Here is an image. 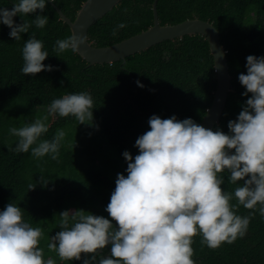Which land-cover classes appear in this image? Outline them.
Masks as SVG:
<instances>
[{"label": "trees", "instance_id": "1", "mask_svg": "<svg viewBox=\"0 0 264 264\" xmlns=\"http://www.w3.org/2000/svg\"><path fill=\"white\" fill-rule=\"evenodd\" d=\"M86 1L53 0L55 6L49 2L43 13L49 17L48 24L43 29L33 25L20 41L9 36L7 26L0 25V210L12 201L25 209V219L44 229L41 246L45 258L51 256L57 264L72 262L60 261L56 253L47 249L48 240L60 230L59 217L55 215L63 210L84 209L111 219L105 208L117 173L126 175L122 153L128 150L133 156L138 154L135 140L149 129V118L154 114L161 118L175 115L200 124L217 89L214 58L201 35L166 41L111 64L90 66L71 51L56 57L55 42L72 31L55 7L74 21ZM153 3L154 0H121L90 28L89 41L95 47H107L148 30L154 25ZM0 6L11 8V0H0ZM157 10L161 26L200 19L219 31L232 87L214 129L227 132L228 122L236 119L247 99L238 79L240 73L246 74V57L264 55V0H159ZM34 18L25 17L29 22ZM15 20L23 22L21 17ZM120 23L126 27L113 35ZM32 32L49 52L44 63L54 68L35 77L20 71L21 49ZM137 81L144 87H139ZM80 91H88L94 98V125H79L72 117L49 116L50 128L44 138L51 139L59 128L67 133L57 160H36L30 152L8 150L9 145L15 147L17 139L8 134L10 127L42 118L54 98ZM41 174L49 179L48 186L38 184L29 191L28 184L39 180ZM222 187L231 191L235 186L226 182ZM248 211L239 208L240 215ZM193 248L201 264H264V218L257 214L247 235L230 245L210 249L196 236Z\"/></svg>", "mask_w": 264, "mask_h": 264}, {"label": "clouds", "instance_id": "2", "mask_svg": "<svg viewBox=\"0 0 264 264\" xmlns=\"http://www.w3.org/2000/svg\"><path fill=\"white\" fill-rule=\"evenodd\" d=\"M53 3V0H51ZM11 8L0 6V25L20 41L35 25L43 29L49 0H11ZM34 16L31 22L25 17ZM15 17L23 22L17 23ZM124 23L117 25L125 28ZM83 33L84 29H79ZM86 36L71 35L55 42L60 58L65 52L79 53ZM24 76L54 70L44 61L49 57L44 42L32 32L21 49ZM246 74L238 76L247 97L241 111L228 122V131L205 128L192 118L152 115L149 129L138 136V154L125 150L126 175L117 173L115 188L105 208L108 216L84 209L63 210L58 215L60 229L48 240L47 249L62 262L81 264H201L195 258L194 237L210 249L244 238L257 214L264 218V55L246 57ZM137 85L144 87L137 81ZM38 107V106H37ZM95 101L88 91L66 93L54 98L47 115L10 127L17 138L9 151L29 153L41 160H57L67 135L63 128L51 139L49 116L74 118L79 125H94ZM227 177V181L226 178ZM235 187L230 191L222 186ZM49 179L40 175L29 183L47 187ZM249 210L240 215L239 208ZM44 229L25 219V209L9 202L0 210V264H57L45 258L41 246Z\"/></svg>", "mask_w": 264, "mask_h": 264}, {"label": "water", "instance_id": "3", "mask_svg": "<svg viewBox=\"0 0 264 264\" xmlns=\"http://www.w3.org/2000/svg\"><path fill=\"white\" fill-rule=\"evenodd\" d=\"M49 2L54 5L51 0ZM120 2L121 0H87L74 21H71L59 8L55 7L61 19L69 25L72 33L74 31L77 35L86 36V44L81 46L80 52L77 54L90 66L111 64L147 51L166 41L195 35L205 37L214 58L217 89L212 105L200 124L205 128L214 130L220 123L232 87L227 52L221 43L219 31L209 21L200 19L187 20L176 25L161 26L157 10L159 0H154V25L151 28L111 46H93L88 36L90 28L110 13ZM81 27L84 29L83 33L79 31Z\"/></svg>", "mask_w": 264, "mask_h": 264}]
</instances>
